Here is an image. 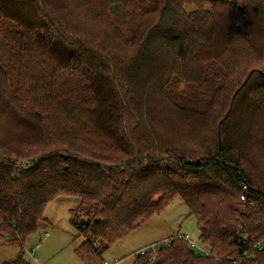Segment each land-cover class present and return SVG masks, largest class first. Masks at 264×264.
Returning <instances> with one entry per match:
<instances>
[{
	"label": "trees",
	"instance_id": "16d2710c",
	"mask_svg": "<svg viewBox=\"0 0 264 264\" xmlns=\"http://www.w3.org/2000/svg\"><path fill=\"white\" fill-rule=\"evenodd\" d=\"M59 197L82 264L176 198L133 264H264V0H0L3 264Z\"/></svg>",
	"mask_w": 264,
	"mask_h": 264
},
{
	"label": "rangeland",
	"instance_id": "374dc122",
	"mask_svg": "<svg viewBox=\"0 0 264 264\" xmlns=\"http://www.w3.org/2000/svg\"><path fill=\"white\" fill-rule=\"evenodd\" d=\"M144 2L147 3V1ZM187 9L191 10L194 7L193 5H188ZM96 23L104 26V22L97 21ZM76 200L74 197H59L47 203L43 212L44 220L39 222L37 230L29 236L27 247H35L39 242H41L40 245L47 242L44 246L49 253V250L57 249L60 245H67L64 247L65 249H69L70 245L75 246L77 244V241L74 240L76 231L70 225L68 219L69 209L75 205ZM177 232L186 235L189 240L199 243L195 218L187 215L185 204L178 198L166 205L160 214L146 220L136 229L124 235L121 240L105 249L102 257L107 261H112L116 257L129 254L133 249L138 252L141 247L147 246L149 242L155 244L166 240ZM48 233H52L50 242L47 237ZM37 250H39V253ZM3 253H6V249L3 250ZM133 253L131 255H134ZM53 254H49L50 258L47 264H57V261L60 260V255L63 253L55 250ZM35 255L39 258L40 248L35 249ZM39 259L43 258L40 256Z\"/></svg>",
	"mask_w": 264,
	"mask_h": 264
},
{
	"label": "crops",
	"instance_id": "0c3cea01",
	"mask_svg": "<svg viewBox=\"0 0 264 264\" xmlns=\"http://www.w3.org/2000/svg\"><path fill=\"white\" fill-rule=\"evenodd\" d=\"M47 237H48V240L50 242V239L52 238V233H48ZM28 238L26 240V244L24 247V253L22 255V258L27 262V264H47L48 259L50 258L49 254H51V253L53 254L55 252V250H59L61 253H63L62 255H60V260L57 261V264H82L81 261L77 258V256L73 252L74 246L70 245L69 249L68 248L65 249L64 247H66L67 245L66 246L60 245L57 249H54V250L52 249V251L49 250V253H48V249L46 251L45 246H44V245H46L47 242H44L42 245H40L41 242H39L36 247L32 246V247L28 248L27 247L28 246L27 245ZM151 243H153V242H149L147 244H151ZM32 248H33V250H32V254H31L29 251ZM37 248H40V256L43 259H39L40 256H39V258L36 255L34 256V251ZM4 249H6V253H3ZM7 249H9V250H7ZM37 251L39 253V250H37ZM46 252H47V254H46ZM132 252H134V249L131 250V252L129 254L121 256V257L119 256L118 258L116 257L112 261H109V262H113L116 259L117 262L115 264H122V263L132 264L133 260H134V256L131 255ZM17 254H18V247L12 246L3 240H0V264H3L4 262H8V261L13 260L17 256ZM125 261H126V263H125Z\"/></svg>",
	"mask_w": 264,
	"mask_h": 264
},
{
	"label": "built area",
	"instance_id": "2783aa9c",
	"mask_svg": "<svg viewBox=\"0 0 264 264\" xmlns=\"http://www.w3.org/2000/svg\"><path fill=\"white\" fill-rule=\"evenodd\" d=\"M241 199H243V196H241ZM38 245V244H37ZM36 245V246H37ZM35 246V247H36ZM154 246H155V244H151V248L152 249H154ZM190 246L191 247H193V248H195L196 250H199L201 253H204V252H206V247L205 246H203V245H201V244H197L196 242H194V241H190ZM32 250H33V248L29 251L31 254H32ZM144 250V248H141L138 252H142ZM135 253H137V252H135L134 251V253L133 254H135ZM134 256V255H133ZM117 262V260L115 259L113 262H109V261H107V260H104L103 261V264H115ZM133 264V263H132Z\"/></svg>",
	"mask_w": 264,
	"mask_h": 264
}]
</instances>
